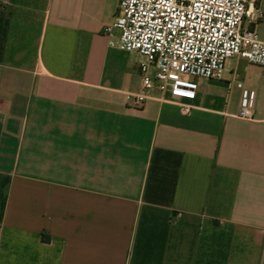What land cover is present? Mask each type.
Segmentation results:
<instances>
[{
	"label": "crops",
	"instance_id": "1",
	"mask_svg": "<svg viewBox=\"0 0 264 264\" xmlns=\"http://www.w3.org/2000/svg\"><path fill=\"white\" fill-rule=\"evenodd\" d=\"M117 5L0 0V264H264V67L135 105Z\"/></svg>",
	"mask_w": 264,
	"mask_h": 264
},
{
	"label": "built area",
	"instance_id": "2",
	"mask_svg": "<svg viewBox=\"0 0 264 264\" xmlns=\"http://www.w3.org/2000/svg\"><path fill=\"white\" fill-rule=\"evenodd\" d=\"M250 0H118L112 23L104 27L110 46L145 58L140 66L144 91L157 85L162 94L194 100L198 80H220L227 61L264 67V40L256 24L263 17ZM155 68V73L152 69ZM243 88L242 83H238ZM256 92L244 89L240 116L254 117ZM185 113L189 105H182Z\"/></svg>",
	"mask_w": 264,
	"mask_h": 264
}]
</instances>
